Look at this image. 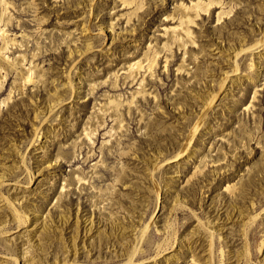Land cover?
<instances>
[{
    "label": "rangeland",
    "instance_id": "374dc122",
    "mask_svg": "<svg viewBox=\"0 0 264 264\" xmlns=\"http://www.w3.org/2000/svg\"><path fill=\"white\" fill-rule=\"evenodd\" d=\"M124 1L0 0V264H264V0Z\"/></svg>",
    "mask_w": 264,
    "mask_h": 264
},
{
    "label": "bare ground",
    "instance_id": "6f19581e",
    "mask_svg": "<svg viewBox=\"0 0 264 264\" xmlns=\"http://www.w3.org/2000/svg\"><path fill=\"white\" fill-rule=\"evenodd\" d=\"M200 2V1H199ZM134 3H136V7H137V9H136V11L133 13V15H131L130 16V19H129V21H131V19H132V16H134V15H136V12L137 11H139V10H141L142 8H143V2H138L137 3V1L136 0H125L124 1V4H126L127 6H132V5H134ZM219 3L218 2H216V1H211L209 4H204V5H202V4H200L198 7H199V10H201V11H203V12H205V13H208L209 12V9L210 8H212L214 5L216 6V5H218ZM229 13H227V12H224V13H221L220 15H219V21H221L222 20V18L225 16V15H228ZM196 17H198V15H196L195 16V18ZM181 21H182V23L184 24V23H186V22H191V23H193L194 21L188 16V15H184V17L181 19ZM188 34H190V31H186ZM238 56L239 55H237L236 57L238 58ZM155 66H157L156 65V57L155 58H153V60H152V62H151V65H150V67H149V70H152ZM135 67V65H133L132 66V68H134ZM143 68V66H142V64H140V63H138V67H137V70H141ZM13 70H17V69H13ZM31 73V74H30ZM35 74V77H33V73L32 72H28V73H26V74H24V73H20L19 74V78H20V80H21V84H19V85H17L16 87H15V89H18V87H20L21 85H23V84H25V85H36L38 82L39 83H42V80H43V76H41L40 74H36V73H34ZM131 77H133V79H136L137 78V74L136 75H134V73L131 75ZM129 78V77H128ZM35 79H38L37 81L35 80ZM144 93V91H142V92H137V93H135V95L137 94V95H140V94H143ZM135 97L136 96H134V99H135ZM115 104V101H112L111 102V105H114ZM211 104V103H210ZM111 105H107V106H105V107H103L102 109H101V114H100V116H98V120H99V122L100 123H105V121L103 120L104 119V116L106 115V112L108 111V107L109 106H111ZM116 106H120V103L118 102V103H116ZM208 108V107H207ZM106 109V110H105ZM207 110V109H206ZM205 110V111H206ZM204 115L205 114H203L202 116H200L201 117V119H200V121L196 124V126H195V128L193 129V131H192V133L190 134V136L188 137V142L186 143V147L183 149V151L180 153V155L179 156H181L183 153H184V151H186V149H188V146L191 144V141H192V138H193V136L197 133V131L199 130V128L201 127V124H202V120L203 119H205V118H203L204 117ZM102 120V121H101ZM122 120H120L119 122H118V124H119V130H121V128L123 127L122 126ZM123 129V128H122ZM96 131H98L97 129L96 130H94L90 135H96L95 134V132ZM88 135H89V133H88ZM3 178V177H2ZM5 178V177H4ZM0 182H2V180H1V178H0ZM89 227V226H88ZM150 229V226H149V228H147V230H146V232L148 231ZM84 230V229H83ZM83 230L81 231V233L83 232ZM84 234V233H83ZM84 237H86V235H83ZM33 238V237H32ZM31 238V239H32ZM33 240V239H32ZM211 252H212V250H210V256H209V264H211ZM136 256H137V253L135 252V254H134V257L130 260V262L128 263V264H133L134 263V258H136ZM24 264H28L27 262H24Z\"/></svg>",
    "mask_w": 264,
    "mask_h": 264
}]
</instances>
